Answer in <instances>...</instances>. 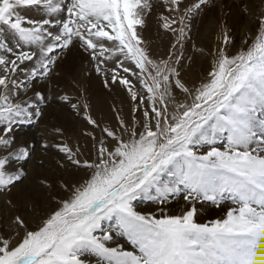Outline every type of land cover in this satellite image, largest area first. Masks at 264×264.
<instances>
[{
    "label": "snow or ice",
    "instance_id": "obj_1",
    "mask_svg": "<svg viewBox=\"0 0 264 264\" xmlns=\"http://www.w3.org/2000/svg\"><path fill=\"white\" fill-rule=\"evenodd\" d=\"M161 2L171 14L159 17L163 29L178 32L182 47L187 20L212 0H197L184 11L185 0ZM24 9L44 19H27ZM151 9V0H0V32L33 49L17 53L0 41V149L8 150L0 156V192L25 178L29 151H10L11 134L32 120L29 110L36 107L14 102L10 89L47 77L61 50L77 43L93 60L119 59L117 69L128 76L136 75L124 67L132 64L151 105L142 125L129 128L121 120L116 131L103 129L111 143L99 140L92 162L82 163L67 146L60 149L89 175L37 229L28 230L17 218L24 235L19 242L0 236V264H264V17L257 19L255 38H245L248 47L235 55L227 52L233 41L225 33L205 82L191 89L173 66L182 56L156 61L143 47L137 30ZM25 64L34 68L28 71ZM120 71L113 72L111 83L124 86L137 102L135 85ZM21 72L23 82L17 79ZM137 111L139 106L134 115ZM168 177L170 184L164 182ZM152 193L160 213L142 214L135 202ZM181 196L188 211L176 216L164 211L170 197ZM205 202L232 207L220 219L197 223L195 204ZM108 222L115 227L106 228ZM116 235L133 250L111 246Z\"/></svg>",
    "mask_w": 264,
    "mask_h": 264
},
{
    "label": "rangeland",
    "instance_id": "obj_2",
    "mask_svg": "<svg viewBox=\"0 0 264 264\" xmlns=\"http://www.w3.org/2000/svg\"><path fill=\"white\" fill-rule=\"evenodd\" d=\"M151 2L152 9L144 13V27L137 30L144 41L143 47L156 61L166 60L171 55L175 62L182 56L179 64L173 66L181 73L182 81L191 89L205 82L214 65L213 54L223 46L225 33L233 41L227 52L229 56L235 55L248 47L243 43L245 38H255L257 19L264 17V0H212L211 6H204L198 14L187 20V36L181 41V47L177 44L179 33L164 31L163 21L159 19L162 15L171 16L166 11V6L161 0ZM196 2L197 0H185L182 11ZM21 14L33 21L44 19L33 9L21 10ZM179 27L177 24L176 28ZM0 41L7 42L17 53L33 50L21 45L7 31L0 32ZM174 44L177 45L176 48H173ZM56 55H59V60L47 77L40 76L31 80L26 87L19 90L10 89V93H15L14 102L24 104L31 101L36 105L35 109L29 110L33 113L32 120L18 124L11 134L14 144L10 151L14 152L20 147H26L29 151L30 159L23 165L25 178L10 191L0 192V236L15 237V242H19L25 231L15 223L17 218L24 221L28 230L37 229L57 209L58 202L67 200L72 188L79 186L89 175L88 170L72 163L60 151L61 148L67 146L82 163L92 162L96 159L97 142L104 139L111 143L104 136L103 129L116 131L121 120L129 128L133 124L142 125L143 111L151 107L147 94L137 79L139 71L132 64L124 65L136 73L128 76L117 69L119 59L93 60L90 52L77 43ZM23 68L31 71L34 64H25ZM114 71H120L122 78L135 85L134 90L140 100L134 103L124 86L118 82L111 83ZM17 79L23 82L27 77L21 72ZM37 94L43 99L37 100ZM175 95L180 100L186 99L178 90ZM141 100L144 103H140ZM138 106L140 111L134 115ZM37 112L41 115L36 116ZM86 117L93 120L98 127L89 124ZM45 144L48 145L47 148L43 147ZM7 151L0 149V156L7 154ZM164 182L170 184L173 178L168 177ZM150 195L151 199L136 201V208L145 215L159 214L162 206L156 202L155 193ZM170 199L172 202L163 206L169 215H182L191 207L182 196ZM195 207L198 213L196 222L203 224L222 218L232 205L226 203L216 208L205 202L196 203ZM105 227L114 228L115 225L108 222ZM114 242L121 245L113 247L123 246L124 250H133L124 237L116 235Z\"/></svg>",
    "mask_w": 264,
    "mask_h": 264
},
{
    "label": "bare ground",
    "instance_id": "obj_3",
    "mask_svg": "<svg viewBox=\"0 0 264 264\" xmlns=\"http://www.w3.org/2000/svg\"><path fill=\"white\" fill-rule=\"evenodd\" d=\"M80 178H81V177H80ZM156 211H157V210H156ZM117 241H118V240H117ZM118 244L121 245V243H119V242H118V243H117V242H114V243L112 244V246H114V245H118Z\"/></svg>",
    "mask_w": 264,
    "mask_h": 264
}]
</instances>
